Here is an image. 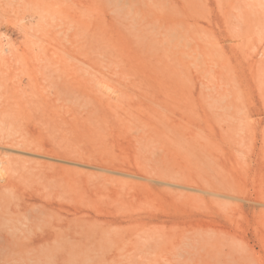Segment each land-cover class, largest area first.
Masks as SVG:
<instances>
[{
    "label": "rangeland",
    "instance_id": "374dc122",
    "mask_svg": "<svg viewBox=\"0 0 264 264\" xmlns=\"http://www.w3.org/2000/svg\"><path fill=\"white\" fill-rule=\"evenodd\" d=\"M251 3L116 4L102 30L84 35L79 60L73 59H83V52L92 63L106 67L105 77L101 69L97 74L118 89L114 106L89 119V126L76 120L73 143L98 147L124 166L148 155L180 173L195 174L211 166L230 180L236 195L263 188L264 113L258 112L264 110V63L258 45L264 24L256 11L260 4ZM9 29L4 24L2 31L19 42L21 37ZM98 88L113 90L101 83ZM251 111L257 114L249 121L260 123L261 139L254 149L250 136L240 137V129L220 130L226 120L238 124L233 114ZM96 172L60 174V186L47 194L95 218L79 214L70 221L31 226L25 216H1L0 230L7 224L10 237L0 235V264H264V207L201 192L171 195L135 177ZM93 181L99 182L98 188L90 185ZM135 214L161 219L123 220ZM189 238L195 240L192 246L182 242ZM186 245L190 253L173 250Z\"/></svg>",
    "mask_w": 264,
    "mask_h": 264
},
{
    "label": "bare ground",
    "instance_id": "6f19581e",
    "mask_svg": "<svg viewBox=\"0 0 264 264\" xmlns=\"http://www.w3.org/2000/svg\"><path fill=\"white\" fill-rule=\"evenodd\" d=\"M123 1L0 0V217L16 220L22 215L31 226L34 222L70 221L79 214L95 218L88 210L62 199L54 201L47 194L60 186V174H96V171L108 177L117 173L135 177L143 180L146 186L160 188L171 195L201 192L217 199L237 197L246 207L256 205L263 209L264 187L254 194L240 192L242 195H236L230 180L214 167H204L195 174L180 173L166 168L160 158H149V155L124 166L111 160V155L98 147H78L73 143L76 120L81 119L89 126V119H98L106 107L112 109L113 93L118 91L111 81L98 77L100 69L105 77L106 67L92 63L83 52H80L83 59L76 62L73 59L79 60L77 52L84 35L102 30L108 14ZM244 1L248 5L251 2L260 4L256 11L261 14V23L264 24V0ZM4 24L21 37L19 42L2 31ZM260 41L258 53L264 63V35ZM100 83L113 90L99 89ZM261 113L264 110L258 112ZM77 114L81 118H77ZM251 114L257 113L233 114L238 124L226 120L227 124H220V130L240 129V137L246 139L250 136L254 149L261 139L257 126L260 123L249 121ZM209 127L213 128V125L209 124ZM262 129L264 143V126ZM90 185L98 188L99 182L93 181ZM239 187L241 189L240 184ZM137 219L149 222L161 217L135 214L123 220ZM0 235L10 237L7 224L0 230ZM182 242L191 246L195 244L193 238ZM189 245L173 250L184 255L191 252ZM200 247L198 245L196 249Z\"/></svg>",
    "mask_w": 264,
    "mask_h": 264
}]
</instances>
